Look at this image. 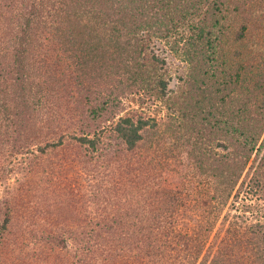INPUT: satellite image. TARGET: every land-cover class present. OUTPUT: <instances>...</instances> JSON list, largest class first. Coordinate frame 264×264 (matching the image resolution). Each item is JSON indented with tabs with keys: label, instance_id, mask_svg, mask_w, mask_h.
<instances>
[{
	"label": "rangeland",
	"instance_id": "1",
	"mask_svg": "<svg viewBox=\"0 0 264 264\" xmlns=\"http://www.w3.org/2000/svg\"><path fill=\"white\" fill-rule=\"evenodd\" d=\"M157 1L135 0L134 9L118 15L112 0H0V210L11 213L0 264H210L223 255V264L238 256L244 264H264L257 254L264 245L255 244L264 240V179L257 188L262 175L253 163L263 156L264 126L255 129V149L243 168L237 158L245 144L237 135L199 136L205 105L225 115L232 109V86L216 89L224 62L241 75L258 64L254 32L242 40L236 34L244 25L261 32L263 0H245L232 24L214 30L221 35L219 75L194 94L187 92L198 74L182 47L205 6L191 19L177 8L176 22L155 34L143 23L154 21V9L167 17L166 5L176 7L168 0L155 7ZM154 67L168 85L166 96L138 74ZM254 82L241 84L262 93ZM202 91L211 102L200 103ZM125 118L148 125L133 150L117 137ZM84 137L94 145L81 143ZM176 182L183 185L178 198L185 213L151 208L155 191L172 194ZM146 209L150 224L146 214L139 217ZM185 221L191 240L182 235ZM30 235L48 241L41 254ZM21 237L27 246L20 255L34 250L28 261L10 252Z\"/></svg>",
	"mask_w": 264,
	"mask_h": 264
},
{
	"label": "trees",
	"instance_id": "2",
	"mask_svg": "<svg viewBox=\"0 0 264 264\" xmlns=\"http://www.w3.org/2000/svg\"><path fill=\"white\" fill-rule=\"evenodd\" d=\"M112 1L115 4L116 3L119 4L117 7L116 5H112L113 8L118 9V11H116V9L113 10L118 15H121L124 13V7L128 9L131 6V9H134L135 4H136L135 0L134 1L130 0L131 5H129V1H126V0H112ZM168 2L169 3L173 2L176 6V7L173 6L172 10H170L167 8V5H166V11L167 13H169L167 17L169 19H167L165 15H162L160 13V9H154L153 12L156 13V17L154 21L153 22L147 21L143 23L145 28L148 29L151 33H155V34L162 33L164 32L165 29L170 27L169 22H176L175 19H178V17L176 18L175 16V18H172V15H176V14L179 15V13H181L180 11L177 10V8L182 10V16L184 15L183 18L188 14L190 15L189 17L191 19V18H194V16L196 15L198 17L200 16L201 14L200 5L205 6L203 9V16L189 25L188 31L191 34L190 36L186 37L184 46L182 47L183 54L186 56L185 60L189 62L192 70L198 74V76H196L197 81H194L192 84L189 83L191 86L189 87L188 92H187L188 94H194L196 91L200 90V85L205 86L206 81L214 79L216 75H219L215 67L218 61V54H217L218 50L217 49H218V46L220 45L219 42H221L220 41L221 35L215 32L214 30L217 27H219V29L221 27L224 29L227 21L232 24L236 20L234 15L238 12V9L240 8H242V10L245 9L244 8L246 6V4L244 3L245 0H168ZM183 2H184V5H183ZM159 4L160 5L162 4V0H158L155 3V7H159ZM242 5L244 6L240 7ZM253 8L254 6L252 5L251 10L254 12ZM259 8L261 10V15L256 20V22L258 23V21L260 20V22L262 21L264 23V0L261 3H259ZM131 12L132 10H130L129 16ZM245 17H247L245 21L248 23L250 16L247 14L245 15ZM256 18L257 16L254 17V19ZM128 23L132 24L131 19L129 20V17H128ZM241 29L244 32H237L236 34L239 40L244 39L245 31L249 30L250 32H254L253 36L256 39L251 38V40H255L258 64L257 63L252 64V68L249 71L248 75H241L240 70L236 68H233V69L229 68L231 66V61H228L227 63L224 62L223 65H226V66H223L221 70L222 72L221 75L224 78L221 81H219L218 88L216 89L218 90V92H220L222 91V89H220L219 87L224 86L223 87V92H224L226 88L229 90V87L232 86V88L230 89V94H232V97L229 102L231 105L230 107H232V109L231 111H228L227 114L225 115L224 111H217L216 109L213 110V108H210V107L209 109H207V105H205V110L203 109V112L205 111V113L201 115L202 118L200 119L201 121L199 122V126H201V128L199 129V136L212 134V132L216 130H220L226 133L227 131H229L230 135H233V134L237 135V138L241 139L240 144L242 143L245 144V147H244L245 149L244 151H242V157L237 158V163L238 161H240L241 166L243 168L248 164L254 152V149H255L254 146L257 141V136L259 135L257 134V131H255V129H258L260 132L262 131L261 129L264 126V27L260 29L261 32L257 30L258 28H254L255 30L248 29L246 25H244ZM246 57H249V59L253 58L250 53H247ZM154 59L155 58H153V60ZM155 60L156 62H158L157 58ZM208 67H210V70L208 69ZM224 67H227V68H224ZM226 69H228V71H226ZM155 71L156 69L154 67V69L150 68V70L146 72L139 71L138 74L141 76L146 75L143 77L146 79L152 80L154 82V84L151 86V90H155V86H157L158 88H160L161 95L166 96L168 94L167 92L168 85L161 77L159 78L156 75ZM245 78L250 79V80H253L254 78V81H255L254 83L256 85L255 88L261 89L262 93H258V94H256V92L252 93V92H249L245 87H242L241 83L244 82ZM135 80H136V76L130 78V81L132 83ZM243 91H246V92L244 93ZM204 92L205 93L208 92L210 95L212 94V89L210 91L209 89H206L204 90ZM219 99L223 101V98H219ZM208 101L211 102L212 99L210 97L205 98V95L203 94V91H202V100L200 103L204 104V103H208ZM224 102L225 101H223V103ZM172 103L174 104V102ZM197 105H199V103H197ZM197 108L201 111V108H199L198 106ZM255 116L256 118L253 119V117ZM98 121L100 120H98V118H95L94 122H98ZM154 125L155 124H153V126ZM146 126H148L146 121L138 120L136 123H134L130 118L121 119L116 126L117 137L124 142V145L126 146L127 149L133 150L136 144L139 141H141L142 138H141L140 132ZM79 141L81 143H87V144L90 143L92 146L94 145V143L91 140H88L86 137L81 138ZM61 142L62 140L59 141V145ZM257 152L258 150H256V153ZM256 153H255V156H256ZM238 157H239V154H238ZM253 163L254 164L256 163L255 170H258V174L262 175V176H259V178L257 179L255 183V186L259 188L262 185L261 179H264V152H263L262 158L257 159L255 161L253 160ZM212 176H216L217 178L218 176L225 178L221 172L218 175L215 172L213 173ZM182 187L183 185L181 186V189H180L179 184L176 182L175 192L172 194H170L168 190L165 191L163 190V188L160 187L159 191H155L156 198L154 196L152 200L150 198V204H151L150 207L153 205H157L155 206L157 208L158 207H161V208L163 207L164 209L166 208L168 214L172 216H175V214L177 215L181 212L185 213V211H180L183 207V203L179 199L181 195L184 193V189ZM178 196L180 197L178 198ZM137 197L138 199L136 200V204H139L140 198L138 194H137ZM136 209H137V205H135V210ZM9 212H10L9 210L3 211V212L0 210V217L2 218V222L0 223V239L8 231V228H9L8 226L10 225V222H11V216H10L11 213ZM144 214H146L147 220L149 219V224L152 223L153 219L151 216V209L150 210L146 209L140 214V216L139 215L137 216L142 218L143 217L142 215ZM141 226H143V224ZM183 227L185 228H183L182 230V235L187 240L188 239L191 240L192 239L191 236H188V233H189L188 229H192L191 224H187V221H185ZM210 231H211L210 227L205 228L203 230L205 234L202 233L201 236H204V235L206 236ZM100 232L101 230L99 231V233ZM30 238L35 243L34 244L35 246L39 245L38 250H39V254H41L42 251L40 249V245L48 244V241H44V237L37 238L35 236L30 235ZM21 240H22V237L18 240L14 239L10 252L13 254H15V252H18L15 255H17L16 257L22 258V260L25 259L28 261L29 257L31 259L34 258V254H33L34 250L27 252V254L23 256L20 255L21 253L25 251L24 247L27 246V243L26 242L21 243ZM260 241L261 242H257L255 244L264 245V240L261 239ZM194 243L197 245L196 241ZM29 248H31V246H28V249ZM105 251L106 253H108L109 251H111V249L108 248ZM95 252H96V255H99L97 251ZM101 252L103 251H100V254L102 255L103 253ZM260 253L262 254V257H264V246L262 248V251L257 250V254H260ZM10 257L12 259L15 256H10ZM10 257L8 259H10ZM223 258H224V255H223ZM223 258L221 262L220 256L215 257L214 260L210 264H223L225 263V260H223ZM241 258H242L241 256H238L235 259L229 258V260L232 259L229 262L231 264H244Z\"/></svg>",
	"mask_w": 264,
	"mask_h": 264
}]
</instances>
